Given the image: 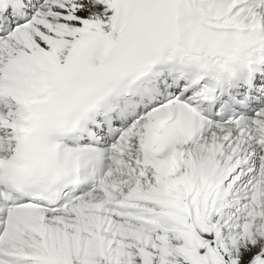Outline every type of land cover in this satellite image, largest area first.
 <instances>
[{
	"label": "snow or ice",
	"instance_id": "1",
	"mask_svg": "<svg viewBox=\"0 0 264 264\" xmlns=\"http://www.w3.org/2000/svg\"><path fill=\"white\" fill-rule=\"evenodd\" d=\"M0 264H264V0H0Z\"/></svg>",
	"mask_w": 264,
	"mask_h": 264
}]
</instances>
